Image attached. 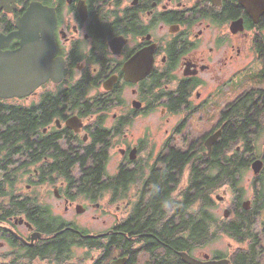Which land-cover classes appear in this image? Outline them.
Segmentation results:
<instances>
[{"label": "flooded vegetation", "instance_id": "af4514ba", "mask_svg": "<svg viewBox=\"0 0 264 264\" xmlns=\"http://www.w3.org/2000/svg\"><path fill=\"white\" fill-rule=\"evenodd\" d=\"M30 9L41 20L20 21ZM0 35L20 73L48 77L0 98V264H182L155 231L117 229L120 214L132 222L154 201L140 174L161 177L172 152L210 158L235 128L253 175L252 197L232 199L239 243L193 257L264 264V0H0ZM214 97L225 103L196 148ZM23 116L31 129L5 136Z\"/></svg>", "mask_w": 264, "mask_h": 264}, {"label": "trees", "instance_id": "16d2710c", "mask_svg": "<svg viewBox=\"0 0 264 264\" xmlns=\"http://www.w3.org/2000/svg\"><path fill=\"white\" fill-rule=\"evenodd\" d=\"M16 122L19 124L9 127L5 136L13 137L14 134H19V130L27 132L31 129L32 124L28 117L23 116ZM227 136H229L228 140ZM238 140L236 128L227 130L225 136L214 147L210 158L200 155L199 152L195 155L172 152L164 159L163 165L167 169L161 173V177L157 172L147 176L140 174V177H137L135 181L155 182L157 193H155L154 201L149 204L148 210L138 213L134 219L135 222L132 221L134 223L124 217L117 229L125 232L155 231L156 238L167 248L187 253L190 256H193L198 250L211 247L213 243L220 240L218 231L215 232L213 227H218V230L223 234L239 243L238 217L234 221L222 225L214 211L211 210L216 204L215 195L221 192L224 187H228L238 201H241L240 199L244 195V190L240 187L239 176L249 168L250 162L244 153L237 151V147H240ZM160 161V159L157 160V163ZM186 178V187L180 190L179 186ZM129 180V174L126 172H120L112 179L117 182V187L115 191H110L115 192L114 200L117 202L127 200L128 188L123 184ZM173 189L179 191L178 202H175L178 199L175 198ZM163 198H165V202L160 204ZM240 203L236 202L238 207L241 205ZM159 207L162 210H159ZM166 207H170L173 211L171 215L165 210ZM245 214L246 219L252 222V213L246 212ZM123 246H128L127 241ZM182 264L185 263L182 262Z\"/></svg>", "mask_w": 264, "mask_h": 264}, {"label": "water", "instance_id": "95a60500", "mask_svg": "<svg viewBox=\"0 0 264 264\" xmlns=\"http://www.w3.org/2000/svg\"><path fill=\"white\" fill-rule=\"evenodd\" d=\"M34 10V9H33ZM30 9L27 14L20 20L22 22H28L33 20L34 14L36 13L38 15V20L40 19V14L42 12L35 10L33 11ZM35 12V13H34ZM46 20V19H43ZM14 34H11L8 37V40H12L14 38ZM4 38L0 35V98H12V97H24L26 95H29L44 79H48V77H42L41 74L37 76H30L28 78L27 75L24 73H20L14 66H15V55L16 53H2L1 52V41ZM51 70H49L50 72ZM55 76V75H54ZM222 132H218L214 135H212L205 143L206 147L209 150V155L212 152L213 147L215 144L219 141V138L221 137ZM258 166V163H255L253 165L255 169V173H258L259 169H256ZM220 200H223V197H218ZM244 209L248 210L250 208V204L245 203L243 205ZM225 216L228 217V213L225 212ZM182 260L185 264H230L228 260L219 261V262H213L209 261L207 263H204L202 261H199L190 255L186 253H180Z\"/></svg>", "mask_w": 264, "mask_h": 264}, {"label": "rangeland", "instance_id": "374dc122", "mask_svg": "<svg viewBox=\"0 0 264 264\" xmlns=\"http://www.w3.org/2000/svg\"><path fill=\"white\" fill-rule=\"evenodd\" d=\"M213 107L212 110H210L207 114L202 115V117L197 120V124H196V131H197V135L196 138L197 140H194L193 138V146H196V148L201 147L200 144L202 143L201 140L199 139L200 135H202V133H204L206 130L209 129L210 125L213 123V121H217L218 118V114L223 106V104L225 103V101L222 99V97H214L213 99ZM215 114V116L213 117V114ZM213 117V118H212ZM213 120V121H211ZM247 172V173H246ZM244 176H243V186H244V190H245V194L242 196V199H240L241 201H243L245 198H251L252 197V193H253V175L251 171H246ZM186 183H187V178L185 179V181H183V184H180L179 189H183L186 187ZM241 187V186H240ZM228 187H224V189L221 190V192H219L217 195H215L214 199L216 201L215 207H214V213L217 216V219L219 221L220 224L224 225L229 221H234L235 220V215H234V210H235V202L232 201L233 199V195L231 194L230 189H226ZM227 191V195H224V192ZM179 193V191H178ZM221 196L224 197L223 198V202L222 201H217V197ZM176 199H178L175 202L179 201L178 196H175ZM239 201V202H241ZM77 202H79L77 200ZM120 203H122L121 201H119ZM237 202V203H239ZM120 205V204H118ZM198 208V206H196ZM232 208L233 209V214L229 217V219H224L223 214L225 212V208ZM173 211L169 212L172 213ZM120 219L122 220L125 217V211L122 212ZM113 219L111 220L110 218H108L107 223H106V227H109L112 223ZM101 224V228H104L103 223ZM213 230L215 232L218 231V234L220 235V240L216 241L215 243H213L211 245V247H209L210 249L206 250V252H211L214 250H219V251H227L228 250V245H231V247H233L235 244V242L230 239V237L226 236L225 234H223L220 230H218V227H213ZM233 242V243H232ZM233 245V246H232ZM205 250V249H202Z\"/></svg>", "mask_w": 264, "mask_h": 264}]
</instances>
